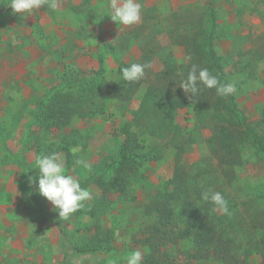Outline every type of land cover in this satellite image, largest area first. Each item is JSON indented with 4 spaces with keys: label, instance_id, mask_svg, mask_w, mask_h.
<instances>
[{
    "label": "rangeland",
    "instance_id": "rangeland-1",
    "mask_svg": "<svg viewBox=\"0 0 264 264\" xmlns=\"http://www.w3.org/2000/svg\"><path fill=\"white\" fill-rule=\"evenodd\" d=\"M57 2L28 16L0 0V264H126L137 248L142 264H226L216 240L176 238L159 220L167 193L212 190L220 170L208 143L217 123L195 121L187 108L170 112L163 92L185 93L181 80L211 52L236 85L238 109L264 133V0H139L132 26L111 20L110 0ZM132 63L150 65L139 82L122 79ZM122 125L140 152L157 157L117 170ZM244 149L235 176L259 186L263 162ZM52 152L92 192L67 219L37 191L35 158ZM117 177L122 191L111 184Z\"/></svg>",
    "mask_w": 264,
    "mask_h": 264
},
{
    "label": "trees",
    "instance_id": "trees-1",
    "mask_svg": "<svg viewBox=\"0 0 264 264\" xmlns=\"http://www.w3.org/2000/svg\"><path fill=\"white\" fill-rule=\"evenodd\" d=\"M204 60L201 58L196 63L199 67L204 66L208 70L211 69L214 75L218 76L221 84H227V77L223 75L214 55L207 52ZM163 97L167 109L174 114L180 108H187L195 121H202L201 123L215 121L217 123L216 128L219 133L216 131L211 133L208 139L213 157L218 160L220 167L219 177L216 179L218 186L212 190L222 193L228 202L230 213L218 212L214 210V204L202 199V193L208 191L207 189L202 192L201 190L192 192L189 189L181 190L177 187L173 194H166L165 204H162L163 208L157 211L161 214L159 220L163 221L166 228L164 231H169L171 235L175 234L176 238L188 242H193L192 238L196 237L197 241L194 244L198 245L200 244L199 239L208 235L212 243L216 240L214 251L219 259L226 261V264H242L243 255L247 259L253 256L259 257V262L252 264H264V133L255 130L249 123V118L241 109H238L234 93L227 98H222L216 94L215 89L201 86V91L196 98L190 93H182L173 97L168 92H163ZM127 128L128 125H122L117 134V137H121L119 156L115 163L117 170L119 168L129 169L131 165L147 162L157 157V154L153 152H140L133 139L135 134ZM246 145L257 152L263 162V174L260 182L258 181L259 186L249 180H239L233 170V167L243 165L240 155ZM174 175L169 183L175 184L179 178L178 175ZM233 181L235 184L230 186ZM111 184L123 190L122 181L120 182L118 177L113 179ZM192 194L196 196V199L191 197ZM238 211L242 213L241 218L236 215ZM186 218H189V223L186 224L185 230L175 228L176 225H181ZM168 226H171V230H168ZM226 230L228 232L224 234ZM217 235L219 239L225 237L222 240L225 246L217 240ZM208 238L203 237L201 241L206 240L210 243ZM230 239L233 241L237 239L238 242L249 245L248 251L241 250L240 252V246H238V252H233L227 245ZM218 244L221 245L218 246ZM73 250L75 253L90 251L79 248ZM243 264L251 263L244 261Z\"/></svg>",
    "mask_w": 264,
    "mask_h": 264
},
{
    "label": "clouds",
    "instance_id": "clouds-1",
    "mask_svg": "<svg viewBox=\"0 0 264 264\" xmlns=\"http://www.w3.org/2000/svg\"><path fill=\"white\" fill-rule=\"evenodd\" d=\"M8 6L13 13L31 15L42 7H49L52 10L58 8L57 0H10ZM110 15L112 21L119 25L132 26L141 21L142 5L139 0H110ZM191 59V57H188ZM149 64L132 63L124 67L122 79L126 82L135 83L143 79L145 69ZM201 86L207 89H215L216 94L222 98H227L236 91L234 83L221 84L218 76L213 75L207 68H200L193 64L185 79L181 80V87L186 94L197 97L201 91ZM78 165L84 166L83 160H77ZM35 168L38 169L39 194L51 202L53 210L58 212L59 217L65 219L82 209L85 202L92 199V192L81 186L78 177L67 172L63 154L52 152L50 154L41 153L35 158ZM30 183H35L34 178H29ZM202 199L215 205L214 210L224 214H230L228 202L221 192L209 189L202 193ZM124 260L126 264H142L143 253L140 249L130 251Z\"/></svg>",
    "mask_w": 264,
    "mask_h": 264
},
{
    "label": "crops",
    "instance_id": "crops-1",
    "mask_svg": "<svg viewBox=\"0 0 264 264\" xmlns=\"http://www.w3.org/2000/svg\"><path fill=\"white\" fill-rule=\"evenodd\" d=\"M64 247V246H63Z\"/></svg>",
    "mask_w": 264,
    "mask_h": 264
}]
</instances>
